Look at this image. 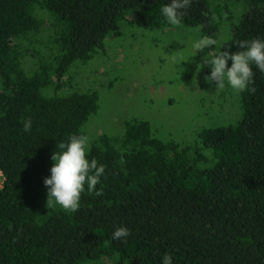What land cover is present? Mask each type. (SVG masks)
Wrapping results in <instances>:
<instances>
[{
  "label": "trees",
  "instance_id": "obj_1",
  "mask_svg": "<svg viewBox=\"0 0 264 264\" xmlns=\"http://www.w3.org/2000/svg\"><path fill=\"white\" fill-rule=\"evenodd\" d=\"M170 2L0 0V264H161L166 253L173 264H264V73L255 65V91L237 92L235 122L201 127L181 144L143 118L124 119L120 136L89 143L88 159L105 166L103 195L85 185L76 212L46 208L57 143L82 134L98 108L95 90H64L62 78L119 21L170 26L161 12ZM232 3L234 13L226 1L191 0L181 24L217 39L222 22L218 51L264 40V0ZM119 227L130 229L126 242L112 239Z\"/></svg>",
  "mask_w": 264,
  "mask_h": 264
},
{
  "label": "rangeland",
  "instance_id": "obj_2",
  "mask_svg": "<svg viewBox=\"0 0 264 264\" xmlns=\"http://www.w3.org/2000/svg\"><path fill=\"white\" fill-rule=\"evenodd\" d=\"M225 1L233 13L239 9L233 0L208 3ZM46 22L39 39L46 35ZM218 28L217 44L198 55L192 49L201 38L198 27L149 30L119 21L117 34H107L102 49L84 64L73 62L67 72L70 85L66 75L62 88L95 90L98 98L96 112L81 127L89 143L99 133L120 136L123 120L131 117L147 120L158 138L181 144L192 143L201 127L235 122L240 116L237 91L227 85L216 91L215 83H206L204 77L211 73L207 65L197 73L202 60L218 52L227 37L222 22Z\"/></svg>",
  "mask_w": 264,
  "mask_h": 264
},
{
  "label": "clouds",
  "instance_id": "obj_3",
  "mask_svg": "<svg viewBox=\"0 0 264 264\" xmlns=\"http://www.w3.org/2000/svg\"><path fill=\"white\" fill-rule=\"evenodd\" d=\"M190 6L191 0H171L161 8V12L170 25L180 26ZM216 44V39L204 35L193 42L192 49L199 54L206 49H213ZM237 47L239 51L234 53L214 50V54L203 59L202 64L197 67V73L204 65L210 67L211 73L204 79L206 83H215L216 91L223 90L227 85L237 92L245 90L254 92L255 88L249 87L254 83L253 65L264 73V40L240 41ZM228 61H231L230 67ZM23 130L25 132L32 130L31 119L24 121ZM88 152L89 136L86 134H73L67 142L57 143L56 151L51 156L53 162L51 175L44 180V185L48 189L47 209L59 205L66 212H76L80 207L85 185L89 194L94 192L96 196L103 195L102 190L96 191V186L105 173V166L98 165L95 158L89 160ZM130 235V229L119 227L113 232L112 239L126 242ZM161 264H173L172 256L166 253Z\"/></svg>",
  "mask_w": 264,
  "mask_h": 264
}]
</instances>
